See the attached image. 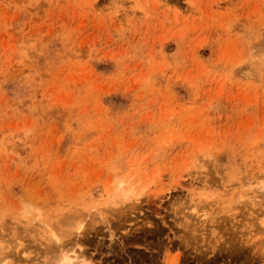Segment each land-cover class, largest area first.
<instances>
[{"label":"rangeland","instance_id":"374dc122","mask_svg":"<svg viewBox=\"0 0 264 264\" xmlns=\"http://www.w3.org/2000/svg\"><path fill=\"white\" fill-rule=\"evenodd\" d=\"M63 251L264 264V0H0V264Z\"/></svg>","mask_w":264,"mask_h":264},{"label":"bare ground","instance_id":"6f19581e","mask_svg":"<svg viewBox=\"0 0 264 264\" xmlns=\"http://www.w3.org/2000/svg\"><path fill=\"white\" fill-rule=\"evenodd\" d=\"M132 183V182H131ZM130 183H129V181H128V183L126 182V181H124V180H122V181H120V182H118V189H117V192H116V196L117 197H114L113 198V200H112V202L114 203V204H119L120 202L121 203H125V202H127V201H131L130 199H129V195H133L134 194V189H132L131 187L129 188V185ZM143 190H145V189H143ZM140 199L139 198H137V199H133L132 200V202H134V204L136 205V203L139 201ZM109 201H111V198L109 199ZM137 201V202H136ZM136 202V203H135ZM131 204H133V203H131ZM130 205V204H129ZM196 211V210H195ZM193 212V211H192ZM198 217L200 216L201 218L203 217L202 215H198V214H196ZM204 215L205 216H207L205 213H204ZM204 216V217H205ZM199 217V218H200ZM203 217V218H204ZM205 219V218H204ZM68 222H69V220H67ZM200 221V220H199ZM205 221V220H204ZM200 222H202V221H200ZM72 225H75V228H77V229H80V225H79V223L78 224H72ZM71 225V226H72ZM77 225V226H76ZM195 227V226H194ZM72 228V227H71ZM70 228V229H71ZM196 228V227H195ZM188 229V228H187ZM193 230V229H192ZM194 231V230H193ZM71 236H72V234H70ZM69 236V235H68ZM55 238L57 239V244H61L62 243V240H61V238H59L58 236H55ZM53 239L54 238H49V240L50 241H53ZM61 249V248H60ZM73 253H71V252H69V251H63L62 253H61V255H60V264H75L76 263V261L78 260V257L77 256H73L72 255ZM2 262V261H1ZM83 264H91V263H88L86 260H83V262H82Z\"/></svg>","mask_w":264,"mask_h":264}]
</instances>
